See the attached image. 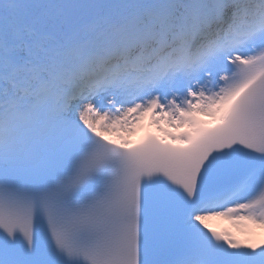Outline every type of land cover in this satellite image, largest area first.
<instances>
[{"label": "snow or ice", "instance_id": "obj_1", "mask_svg": "<svg viewBox=\"0 0 264 264\" xmlns=\"http://www.w3.org/2000/svg\"><path fill=\"white\" fill-rule=\"evenodd\" d=\"M257 230L264 0H0V264H264Z\"/></svg>", "mask_w": 264, "mask_h": 264}, {"label": "bare ground", "instance_id": "obj_2", "mask_svg": "<svg viewBox=\"0 0 264 264\" xmlns=\"http://www.w3.org/2000/svg\"><path fill=\"white\" fill-rule=\"evenodd\" d=\"M213 222L214 223H212V221L209 222L213 227H216L220 230H230V231L235 232L234 228L233 230L230 229L232 228V225L226 220L215 219ZM257 232L260 233V230H257ZM260 234L264 235V233H260Z\"/></svg>", "mask_w": 264, "mask_h": 264}, {"label": "rangeland", "instance_id": "obj_3", "mask_svg": "<svg viewBox=\"0 0 264 264\" xmlns=\"http://www.w3.org/2000/svg\"><path fill=\"white\" fill-rule=\"evenodd\" d=\"M213 221H214V220H212V223H214Z\"/></svg>", "mask_w": 264, "mask_h": 264}]
</instances>
